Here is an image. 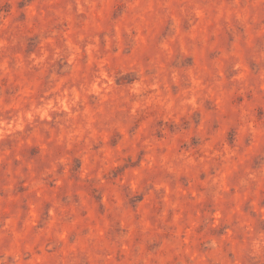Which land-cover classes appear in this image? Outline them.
I'll return each mask as SVG.
<instances>
[{
	"label": "rangeland",
	"instance_id": "1",
	"mask_svg": "<svg viewBox=\"0 0 264 264\" xmlns=\"http://www.w3.org/2000/svg\"><path fill=\"white\" fill-rule=\"evenodd\" d=\"M0 264H264V0H0Z\"/></svg>",
	"mask_w": 264,
	"mask_h": 264
}]
</instances>
